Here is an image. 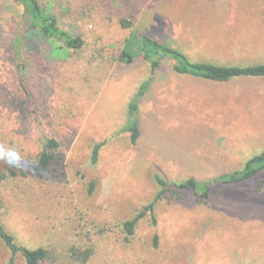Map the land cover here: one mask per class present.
<instances>
[{
    "label": "rangeland",
    "instance_id": "rangeland-1",
    "mask_svg": "<svg viewBox=\"0 0 264 264\" xmlns=\"http://www.w3.org/2000/svg\"><path fill=\"white\" fill-rule=\"evenodd\" d=\"M41 1L85 46L43 68L35 114L13 71L11 39L24 9L0 0V143L22 153L15 175L0 162V218L18 244L47 248L45 264H264V176L218 189L207 202L160 201L131 242L122 228L154 201L156 174L178 183L211 180L264 151V78L209 82L178 75L164 61L141 103L142 137L133 146L119 132L150 69L143 56L118 62L133 32L197 62L264 64V0ZM49 139L60 149L38 174ZM11 259L0 239V264Z\"/></svg>",
    "mask_w": 264,
    "mask_h": 264
},
{
    "label": "trees",
    "instance_id": "trees-1",
    "mask_svg": "<svg viewBox=\"0 0 264 264\" xmlns=\"http://www.w3.org/2000/svg\"><path fill=\"white\" fill-rule=\"evenodd\" d=\"M23 6V15L18 22L11 39L13 53V71L17 81V90L29 102L36 114L41 103L39 92L42 85L41 71L57 66L58 62L68 60L73 53L80 52L85 41L81 36H74L64 29L59 18L48 10L41 0H15ZM126 29L131 24L123 21ZM139 56L150 69V78L142 83L128 106V122L119 134H128L131 144L136 146L142 137L140 122V107L147 97L149 90L164 61L173 63L175 73L185 77L203 79L215 83H228L243 78H264V64L249 66L219 65L211 62L193 61L183 51L169 44L162 43L149 35L130 33L118 58L121 64L132 65ZM104 143L97 144L92 152V161L97 163ZM60 143L56 139L47 140L42 153L37 158L35 171L45 174L56 160V151ZM11 173L15 175V168ZM264 176V151L248 160L245 166L238 171L220 177L199 181L196 178L187 179L181 183L170 181L161 175H155V181L160 188L154 201L136 219L126 221L122 228L126 232L125 241L131 242L137 231L142 217L147 213L156 214V206L160 201L183 200L194 197L198 202H207L218 189L235 187L237 185L256 183ZM94 187V186H93ZM102 233L109 232L102 229ZM0 239L12 254L10 264H14L15 257L21 254L25 264H45L52 259V253L45 247L30 249L18 244L16 237L6 228L0 218ZM155 247L159 246V238L155 237ZM88 251L83 259L89 260Z\"/></svg>",
    "mask_w": 264,
    "mask_h": 264
},
{
    "label": "clouds",
    "instance_id": "clouds-1",
    "mask_svg": "<svg viewBox=\"0 0 264 264\" xmlns=\"http://www.w3.org/2000/svg\"><path fill=\"white\" fill-rule=\"evenodd\" d=\"M21 155V151L15 146L0 143V162L6 163L9 167H15Z\"/></svg>",
    "mask_w": 264,
    "mask_h": 264
}]
</instances>
